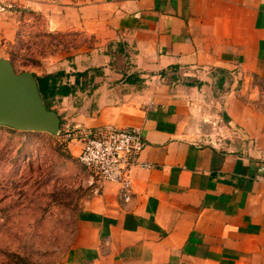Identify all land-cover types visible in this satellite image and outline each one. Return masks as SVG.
<instances>
[{
	"label": "crops",
	"instance_id": "1",
	"mask_svg": "<svg viewBox=\"0 0 264 264\" xmlns=\"http://www.w3.org/2000/svg\"><path fill=\"white\" fill-rule=\"evenodd\" d=\"M56 11L49 29L94 40L45 72L70 84L88 72L61 98V125L140 128L138 160L153 167L130 168L129 201L115 182L93 194L85 168L72 242L48 264H264V0H61ZM14 35L0 13V59Z\"/></svg>",
	"mask_w": 264,
	"mask_h": 264
},
{
	"label": "rangeland",
	"instance_id": "2",
	"mask_svg": "<svg viewBox=\"0 0 264 264\" xmlns=\"http://www.w3.org/2000/svg\"><path fill=\"white\" fill-rule=\"evenodd\" d=\"M60 1L0 0V13L15 30L5 60L17 72L43 75L94 45L93 37L80 30L49 29L48 16ZM60 100L51 109L64 115ZM71 105L68 119L76 113V104ZM67 129L74 130L60 125L54 134L0 126V264H48L72 242L76 213L90 191L78 150L69 148Z\"/></svg>",
	"mask_w": 264,
	"mask_h": 264
},
{
	"label": "built area",
	"instance_id": "3",
	"mask_svg": "<svg viewBox=\"0 0 264 264\" xmlns=\"http://www.w3.org/2000/svg\"><path fill=\"white\" fill-rule=\"evenodd\" d=\"M65 130V135L71 140H82L81 149L77 155L79 163L90 172L89 185L92 193L99 192L102 181L115 182L119 185L118 197L129 201L131 198L130 168L138 165L152 168L151 163L139 162L138 156L145 147V139L140 128H115L104 126L87 132ZM98 183V184H97Z\"/></svg>",
	"mask_w": 264,
	"mask_h": 264
},
{
	"label": "water",
	"instance_id": "4",
	"mask_svg": "<svg viewBox=\"0 0 264 264\" xmlns=\"http://www.w3.org/2000/svg\"><path fill=\"white\" fill-rule=\"evenodd\" d=\"M60 122L59 114L45 106L34 74L17 72L0 59V126L57 134Z\"/></svg>",
	"mask_w": 264,
	"mask_h": 264
},
{
	"label": "trees",
	"instance_id": "5",
	"mask_svg": "<svg viewBox=\"0 0 264 264\" xmlns=\"http://www.w3.org/2000/svg\"><path fill=\"white\" fill-rule=\"evenodd\" d=\"M87 73V71L77 72L76 80L73 84H70L69 82H63V78L68 77V74H66L63 70L43 75L34 74L41 98L45 106L47 108H51L57 99L60 100L62 97L72 95L78 89L82 90L83 88L79 86V82H77V77H84L87 75ZM60 123L62 124V120Z\"/></svg>",
	"mask_w": 264,
	"mask_h": 264
}]
</instances>
